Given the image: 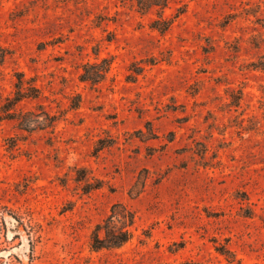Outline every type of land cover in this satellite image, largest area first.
<instances>
[{
	"label": "rangeland",
	"instance_id": "obj_1",
	"mask_svg": "<svg viewBox=\"0 0 264 264\" xmlns=\"http://www.w3.org/2000/svg\"><path fill=\"white\" fill-rule=\"evenodd\" d=\"M164 14L161 32L133 0H0V264H264V0ZM18 73L32 131L1 118ZM116 202L133 236L94 250Z\"/></svg>",
	"mask_w": 264,
	"mask_h": 264
},
{
	"label": "trees",
	"instance_id": "obj_2",
	"mask_svg": "<svg viewBox=\"0 0 264 264\" xmlns=\"http://www.w3.org/2000/svg\"><path fill=\"white\" fill-rule=\"evenodd\" d=\"M170 0H133V5L142 13H147L150 10H157L158 17L153 19L151 26L161 32H165L171 26V17L164 14V9L168 6ZM5 56V49L1 48L0 63ZM111 60L108 58L102 59L100 62H86L83 65L81 79L92 83H98L103 80L110 68ZM255 66L264 69V57H260L255 63ZM138 72V71H137ZM18 81L16 82L15 94L7 98V101L2 104L4 116L1 118H9L17 121L18 126L23 129L32 131L35 129L31 123L36 120L33 111L18 110L16 107L25 98H39V88L30 83L25 85L26 79L22 73H18ZM28 82V81H27ZM239 95L232 103L239 104ZM42 106V105H40ZM47 114L45 126H55L57 116L49 112ZM37 126V125H36ZM135 211L124 202H116L111 206L110 213L99 223H97L91 231L90 245L94 250L102 248L120 247L133 236L132 225L135 222ZM5 223L4 217L0 215V230L1 225Z\"/></svg>",
	"mask_w": 264,
	"mask_h": 264
}]
</instances>
